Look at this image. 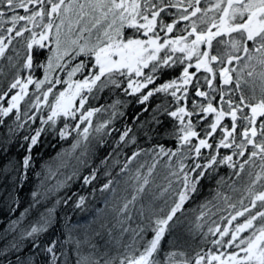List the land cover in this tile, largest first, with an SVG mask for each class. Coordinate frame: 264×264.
I'll return each mask as SVG.
<instances>
[{
  "label": "snow or ice",
  "instance_id": "1",
  "mask_svg": "<svg viewBox=\"0 0 264 264\" xmlns=\"http://www.w3.org/2000/svg\"><path fill=\"white\" fill-rule=\"evenodd\" d=\"M105 94L111 103H100ZM121 94L144 106L135 129L115 126L128 104ZM0 128V144L22 131L27 144L0 166L5 184L10 173L17 186L27 181L42 135L69 143L35 173L32 202L0 234L18 233L0 246V264H264V0H0ZM130 146L113 175L108 160ZM84 168V185L104 168L93 193L110 197L95 227L80 232L65 217L57 234V205L72 197L44 205ZM203 181L215 194L197 220L210 223L186 229L199 241L190 254L177 214ZM4 194L14 211L18 197ZM33 210L38 218L21 227Z\"/></svg>",
  "mask_w": 264,
  "mask_h": 264
},
{
  "label": "trees",
  "instance_id": "2",
  "mask_svg": "<svg viewBox=\"0 0 264 264\" xmlns=\"http://www.w3.org/2000/svg\"><path fill=\"white\" fill-rule=\"evenodd\" d=\"M114 97H110L108 94H105L104 98L101 99L100 103H111V100ZM120 99H126L128 104L123 108L124 116L118 117L115 121V126L117 128L123 129L125 125L132 126L134 129L136 127L137 122L134 120V117L141 113L143 105L137 104L133 97H125L122 94L120 95ZM150 113H144L141 117L142 119H147ZM98 119H106V115L103 117L98 116ZM11 121L9 120V123ZM95 123V121H94ZM27 127V126H26ZM33 127H35L33 125ZM7 130L4 128H0V140L4 139L6 136ZM25 133L20 132L17 137H13L10 142L7 144H0V166H5L11 161L15 164L17 161L21 160L23 156L26 154L25 149L27 148V144H24L22 140V136ZM118 138L117 133H113L111 137H106L105 139L108 141V145H112L114 139ZM150 141H145L142 138L139 141V146L148 147ZM23 144V147L21 146ZM109 146L101 147L96 151L95 156L91 160V167H97L100 164V160L103 159L108 152L111 150ZM170 146V145H169ZM69 143L59 140V138H54L52 136H43L41 137V143L32 149V155L34 157V167L33 171L29 173V177L27 181H24L20 186L16 185L15 174L10 173L9 179L7 183H3L0 181V234H3L11 221L16 220L21 217L24 213V210L29 206L32 202L31 193L35 190H38L39 180L36 177L35 173L41 170V167L45 164L46 161H51L53 157H56L57 153L61 152L63 149L68 148ZM132 147L118 149L117 152L121 153L119 156L117 154H113V156L108 160V167L115 175L116 172L119 171V166L114 162L118 159L120 163H123L125 159L124 153H130L132 151ZM140 162L149 161L148 157L138 158ZM136 161L133 162L130 167L134 168L136 166ZM90 171L89 168H84L81 170V178L75 179L69 182V187L60 191L56 195L51 196L44 207H52L55 203L57 196H71L72 201L69 204L57 205V215L59 219V223L56 225V233L59 234L65 228V217H69L68 224L71 226H77L80 232H84L87 229V226L92 224L93 227L96 225L93 224V221L96 217V212L98 209L104 208L105 200L110 197V193H101L99 191H95L93 193V188L99 189V187L104 183L105 177L103 176L104 168L100 169V173L98 175V180L94 181L92 185H84L83 184V175H87ZM119 180L120 177H117ZM159 182V180H158ZM203 188L200 190L199 194L196 195L192 200L186 203L183 215L178 213L182 220V225L177 229V233L181 236L178 244L179 246L185 248L190 254L193 253V249L198 250L199 241L198 239H192L191 237H187L184 235L185 231L189 227H195L198 223H204V221L209 220V216L205 215L204 221L197 220V216L201 211L207 213V209H201L200 205L203 204L207 200H211L214 196V189L216 187L214 181H203ZM123 187V185H120ZM13 192L19 200V206L15 207V210H10L6 204V196L5 192ZM222 191H226L223 190ZM231 194V193H229ZM78 196H84L87 198V202L85 208L79 209L74 206V201ZM247 203V201H245ZM109 205H111V200L109 199ZM211 208V205H209ZM40 211H43L44 208H40ZM212 211H216V209H212ZM37 213L35 210L24 219L21 227H27L30 223H34L37 219ZM212 219H218V216L212 217ZM208 223H205V231L208 227ZM18 235V233H12L6 236L4 239H0V246H3L7 243V241L12 240L13 236ZM107 239V237H105ZM25 252H31V249L25 248ZM14 259V257H10Z\"/></svg>",
  "mask_w": 264,
  "mask_h": 264
}]
</instances>
